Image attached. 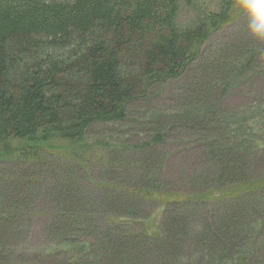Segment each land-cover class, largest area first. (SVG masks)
<instances>
[{
    "label": "trees",
    "instance_id": "16d2710c",
    "mask_svg": "<svg viewBox=\"0 0 264 264\" xmlns=\"http://www.w3.org/2000/svg\"><path fill=\"white\" fill-rule=\"evenodd\" d=\"M234 1L0 0V174L14 175L0 187V264L15 219L34 211L54 248L44 264L261 262L264 118L224 102L254 82L245 98L264 107V42L229 28ZM105 124L119 136L91 140ZM187 138L198 169L165 191L163 147ZM41 176L40 198L20 189Z\"/></svg>",
    "mask_w": 264,
    "mask_h": 264
},
{
    "label": "rangeland",
    "instance_id": "374dc122",
    "mask_svg": "<svg viewBox=\"0 0 264 264\" xmlns=\"http://www.w3.org/2000/svg\"><path fill=\"white\" fill-rule=\"evenodd\" d=\"M190 1L196 2L200 6V8L204 9L206 12L215 11L218 8L220 2V0ZM231 14L234 18L232 19L229 28L237 32L238 34L248 33L246 28V16L243 14V11L237 6L236 0L232 5ZM193 16L194 14L192 12H189L188 7L181 4V8L179 9V14L177 17V23L182 26L189 25L191 20L193 19ZM182 85L183 80L176 79L164 84L163 87L156 86L155 90L159 91V93L161 94L159 96L157 95L149 104V106L151 108L163 109L168 105L170 96H174V94H176L181 89ZM258 89L259 85L255 84L254 82L248 83L247 86L241 88L243 92L236 91L229 94V96L225 98L224 105H226V107H228L229 109L236 111L237 113H247L251 110L250 107H256L260 110L253 112V116H261L264 118V107H260L262 105L258 106L249 104V102L245 98L246 96H253V93L257 92ZM259 99L264 100V94ZM133 110H135L136 112L141 109L140 106H133ZM131 118L135 119L137 118V116L133 115L131 116ZM115 127L117 126L109 124L96 125L89 134V138L93 140L102 137L108 138V136H119L114 134L108 135V130ZM130 133H132L133 136L131 138L132 140L137 139L138 137H142V134L141 132H138L137 127L131 128ZM193 142L187 138L182 140L181 142L178 141V139H173L165 143L163 151L168 154H165L168 157L162 171V182L165 191L167 190L171 192H182L188 189L186 188L187 185L183 182L182 178L187 173L192 174L193 172H195L200 164L199 156H197L198 152H196V149L194 148L195 144ZM258 144H261L262 146L263 141H260ZM9 173L10 172L8 171H3L0 174L1 189L3 185H9L12 182L14 175L11 174L10 177L8 176ZM43 179V176L38 179L36 177H26L22 179V185L20 186V189L25 191L37 184L36 197H34L33 194L32 195L33 198H40V195L38 194H40L41 192L40 186L42 183L39 182ZM5 181L7 183H5ZM18 181L20 180L17 179V182ZM35 203L39 205L36 199ZM4 206L5 204L1 207ZM159 211L160 209L157 210L156 214H159ZM3 214V212H0V222L2 216H4ZM23 216L24 215L22 214L19 219H15L14 223L18 222L19 220L20 221L16 224V228H14V230L12 229L13 231L11 232V236L8 237L9 239L7 238V243L3 247L4 251L1 252V258L6 259L8 261L7 264H44L49 262L51 260V257L53 256L50 250L54 248H51L52 245H50L49 240L43 238L42 235V225L43 222L45 223V218L35 211L25 216V219ZM154 218L155 220H157L156 217ZM261 254L263 256V259H261V262H259L258 264H264V251L261 252Z\"/></svg>",
    "mask_w": 264,
    "mask_h": 264
},
{
    "label": "clouds",
    "instance_id": "9594fccd",
    "mask_svg": "<svg viewBox=\"0 0 264 264\" xmlns=\"http://www.w3.org/2000/svg\"><path fill=\"white\" fill-rule=\"evenodd\" d=\"M236 2L246 16L249 36L257 42H264V0H236Z\"/></svg>",
    "mask_w": 264,
    "mask_h": 264
},
{
    "label": "bare ground",
    "instance_id": "6f19581e",
    "mask_svg": "<svg viewBox=\"0 0 264 264\" xmlns=\"http://www.w3.org/2000/svg\"><path fill=\"white\" fill-rule=\"evenodd\" d=\"M3 3V2H2ZM11 3V2H10ZM4 5V4H3ZM21 12V11H20ZM40 27V26H39ZM59 33V32H58ZM47 38V37H46ZM9 41V40H8ZM58 44V43H57ZM42 45V44H41ZM195 56V55H194ZM109 65V64H108ZM5 69V68H4ZM18 70V69H17ZM12 71V70H11ZM107 84V83H106ZM130 86V85H129ZM42 87V86H41ZM101 90V89H100ZM222 96V95H221ZM215 109V108H214ZM212 111V110H211ZM213 117V116H212ZM43 129V128H42ZM82 160V159H81ZM78 162V161H77ZM33 170V169H32ZM134 225V224H133ZM240 264V263H239Z\"/></svg>",
    "mask_w": 264,
    "mask_h": 264
}]
</instances>
